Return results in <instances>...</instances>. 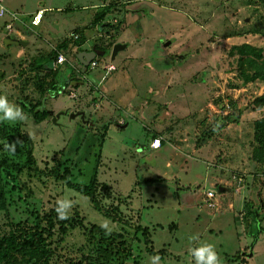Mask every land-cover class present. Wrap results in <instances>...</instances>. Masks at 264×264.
<instances>
[{
	"label": "rangeland",
	"instance_id": "obj_1",
	"mask_svg": "<svg viewBox=\"0 0 264 264\" xmlns=\"http://www.w3.org/2000/svg\"><path fill=\"white\" fill-rule=\"evenodd\" d=\"M75 1L4 0L32 39L50 42L24 51L0 41V95L25 114L0 121V238L41 230L47 256L29 246L0 264H151L149 246L159 264H196L190 248L203 243L222 264H264V127L255 125L264 106L254 104L264 92V0H96L78 25ZM44 6L52 9L32 25ZM4 18L1 34L15 32ZM63 40L66 62L50 68L59 54L45 57ZM76 40L106 57L115 43L127 47L114 59L95 57L98 66L112 62L109 71L83 68ZM36 105L49 112L39 122ZM228 114L237 121H225ZM55 171L75 185L93 182L98 204L120 219L95 210ZM93 226L131 255L102 260Z\"/></svg>",
	"mask_w": 264,
	"mask_h": 264
},
{
	"label": "trees",
	"instance_id": "obj_2",
	"mask_svg": "<svg viewBox=\"0 0 264 264\" xmlns=\"http://www.w3.org/2000/svg\"><path fill=\"white\" fill-rule=\"evenodd\" d=\"M246 47L248 46L243 45L240 47V49L244 50ZM57 55L58 54L56 53V51H53L52 54L49 55L47 59L52 60L53 57H56ZM254 104L258 108L264 106V92L254 99ZM40 107H41L40 105H36V106H33L30 110L36 122H39L49 116V112L45 110L44 108L42 107L40 108ZM223 119H225V121L227 122H235L237 121V114H228L224 116ZM255 125L259 128L264 127V116L258 119L255 122ZM206 134H207L206 136L209 135V133H206ZM0 135L3 137L7 136L6 134L2 132L0 133ZM52 174L58 175L60 178H62L66 182L68 187L87 196L89 198L91 206L95 210L103 214L105 217L110 218L113 221H118L120 219L119 218L120 215L118 214L117 210L113 208L108 210V209L103 208L100 204H98L95 198V193H94L96 187L93 184V182L89 183V185L80 186V185H75L71 183L67 179V176L65 174H58V172L56 171L53 172ZM5 203H6V197L3 191L0 189V209L5 206ZM257 215H258V212H255L254 217H245L244 219L247 222V224L250 225L249 220L252 221V219L255 218ZM47 221H48L47 223L48 225H47L46 233H49L54 227V218H52V216L49 214ZM77 224L80 225V223L78 222ZM59 225H60L59 229L61 231H64L65 230L64 228H67L66 225L62 222H60ZM74 226H75L74 224L70 225L71 228ZM135 228L140 229L138 226H136ZM142 230H144V228ZM261 231H263L262 228L260 227L256 228V233L261 232ZM90 234L93 235V237H95V239L98 241L97 249L99 253H101L102 255L101 256L102 260L107 261L108 259H112L117 256H121L123 259H125L129 254L131 255L130 248L124 245L123 241L115 240L117 236L113 234L107 235L101 228L96 227V226H93L91 228ZM142 234H144V232ZM144 240L146 243H148L147 238H145ZM29 246H36L40 251L41 257L46 258L47 256L46 236L43 234L41 230L36 229L33 232H24L21 235L9 234V235H5L1 237L0 238V263L3 262L12 252H18V251L24 250L25 248ZM147 251L153 256L159 255V251L154 250L153 247L151 246L147 247Z\"/></svg>",
	"mask_w": 264,
	"mask_h": 264
},
{
	"label": "crops",
	"instance_id": "obj_3",
	"mask_svg": "<svg viewBox=\"0 0 264 264\" xmlns=\"http://www.w3.org/2000/svg\"><path fill=\"white\" fill-rule=\"evenodd\" d=\"M73 1V0H72ZM79 1V2H78ZM95 1L96 0H84V2H82V1H80V0H76L75 2H73L75 5H78L79 6V4L80 3H82V9H81V11L79 12V14L78 13H75V12H73V13H75V15H77L78 17H80L81 18V20L82 21H80V22H78V23H76L75 25H78V24H82V23H84L87 19H89V17H91V14L93 13V8L94 7H96L97 5L95 4ZM1 3H2V5L4 6V8H5V10L7 11V12H5V13H2V14H0V17H5L4 18V29H7V28H5V24H7V23H9L10 24V28L9 29H7V30H11L12 28H14V30H15V32H13V33H6V34H1L2 32L0 31V41L2 42V45H1V47H3V48H11V49H14V48H17V47H20L21 49H24V51H25V48L26 47H28V46H30V44L32 45V44H34V43H36L37 45H36V47H39L40 45H42V44H49V42L50 41H48L47 39H43V40H41L42 38L41 37H39L40 38V40H38V39H36V38H34V39H32V35H28V33H26L27 32V29H26V27H25V23L23 22V21H21L22 19L20 18V14L18 13V9H14V7H11V6H7L6 4H5V2H4V0H1ZM77 3V4H76ZM81 5V4H80ZM54 6V5H53ZM61 6H63L62 4H58V5H56V7H53V8H55L56 10H58V12H60V13H64L65 14V16L64 15H62V14H59V16L62 18V19H65V18H67V17H69V14H71V13H67V12H62V11H59V10H61V9H64V8H62ZM72 7H75L74 5L72 6ZM39 9H42V11H43V13H42V16H41V18H40V21H39V23L37 24V25H39L41 22H42V20L44 19V15H45V11L47 10V11H50L51 9H52V7H50V6H44L43 8H41V7H38V8H36V10H35V12L37 11V10H39ZM85 11H87V13H85V15L84 16H82L83 14H84V12ZM92 11V12H91ZM35 12L34 13H32V16L35 14ZM11 14H13V16L11 15ZM31 23V22H30ZM34 26H36V25H34ZM20 32H22L23 34H20ZM17 34H20L19 36L17 35ZM10 37L11 39H13V40H16L17 41V43H13V42H11L10 40L11 39H7L8 40V43H5L4 42V40L7 38V37ZM77 36V35H76ZM26 37V38H25ZM75 44H76V47H78V48H80L79 49V52H81V51H89V50H91L93 47H95L97 50H101V49H99V48H97L95 45H93V44H90V45H88V48H84V45H87V44H85V43H83V41L82 40H76L75 41ZM116 44V43H115ZM120 44H125L124 45V47L123 48H121V49H119V50H117V52L118 51H121V50H123V49H125L126 47H127V43H120ZM0 47V48H1ZM36 47H35V49H36ZM44 47V46H43ZM67 47V41L66 40H63L62 42H60V43H58L57 45H56V47L54 48V50H51V53L50 54H47V56L45 57L46 59L48 58V56L49 55H51L52 54V52L53 51H56V53L57 54H61V55H63L64 56V61L63 62H61V63H57L56 61H54V62H51L50 63V68H54V69H57V68H59V66H61L64 62H66V57H65V55L63 54V53H58V50L60 49V48H66ZM35 51V50H34ZM101 51H103V54L101 55V56H103V55H105V56H103V57H105V58H111V52H110V55H108V57H106L107 56V54H105L106 52L104 51V50H101ZM117 52L115 53V55H114V57L113 58H111V59H114V58H116V54H117ZM78 53V52H77ZM77 53L75 54V58L77 59V61L79 62V64H81L82 65V67L83 68H90L89 67V64L87 65V66H84L79 60H78V58H77ZM28 55H30V54H28ZM54 58V57H53ZM93 59H95V58H93ZM92 59V60H93ZM46 61V60H45ZM51 60H48L47 59V61L46 62H50ZM106 64H110V65H112L113 66V68H114V64L112 63V62H107ZM106 64H102L101 66H98V64L96 65V66H94L92 69H95V68H101V69H104V65H106ZM72 84H76V83H78L77 81H72L71 82ZM221 188V187H220Z\"/></svg>",
	"mask_w": 264,
	"mask_h": 264
},
{
	"label": "clouds",
	"instance_id": "obj_4",
	"mask_svg": "<svg viewBox=\"0 0 264 264\" xmlns=\"http://www.w3.org/2000/svg\"><path fill=\"white\" fill-rule=\"evenodd\" d=\"M25 114L20 107L10 103L6 96L0 95V121H18L24 120ZM9 150L14 151V146L6 145ZM64 203L60 202L57 207L59 218H65L63 214ZM102 227H106V224H102ZM195 236V235H193ZM190 253L196 258V264H222V258H220L211 244L203 243L196 247L190 248ZM151 264H159L160 257L152 256Z\"/></svg>",
	"mask_w": 264,
	"mask_h": 264
},
{
	"label": "built area",
	"instance_id": "obj_5",
	"mask_svg": "<svg viewBox=\"0 0 264 264\" xmlns=\"http://www.w3.org/2000/svg\"><path fill=\"white\" fill-rule=\"evenodd\" d=\"M5 12H7V11L5 10V8L2 5L1 0H0V14L5 13ZM42 13H43L42 9H39L35 12V14L32 16L31 21H30L32 25H37L39 23L40 18L42 16ZM11 15L13 16V14H11ZM5 28L9 29L10 24L9 23L5 24ZM75 37H77V36L75 35ZM64 59H65L64 56L59 54L57 59H56V62L61 63L64 61ZM96 65H97L96 59H93L89 62L90 68H93ZM104 69L109 71V70L113 69V66L110 64H106V65H104ZM151 146L157 148L159 146V139L158 138L153 139ZM213 196H214V193L212 191H207L205 194V197L207 200H211V198ZM208 205H212V202H210Z\"/></svg>",
	"mask_w": 264,
	"mask_h": 264
},
{
	"label": "water",
	"instance_id": "obj_6",
	"mask_svg": "<svg viewBox=\"0 0 264 264\" xmlns=\"http://www.w3.org/2000/svg\"><path fill=\"white\" fill-rule=\"evenodd\" d=\"M7 39H11L9 36L4 40L5 43H8ZM13 43H17L16 40L11 39L10 40ZM125 44H120V43H116L112 46L111 49V58L114 57L115 53L117 52V50L121 49L124 47ZM103 54V51L101 50H97L95 47H93L91 50L89 51H81L77 53V58L78 60L84 65L87 66L89 64V62L95 58L96 56Z\"/></svg>",
	"mask_w": 264,
	"mask_h": 264
}]
</instances>
